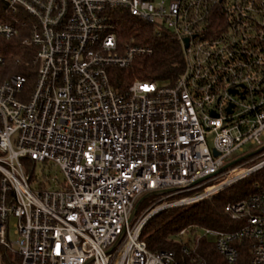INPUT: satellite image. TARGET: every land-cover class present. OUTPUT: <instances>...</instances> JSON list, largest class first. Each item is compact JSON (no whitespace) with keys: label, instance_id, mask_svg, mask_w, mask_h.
I'll list each match as a JSON object with an SVG mask.
<instances>
[{"label":"built area","instance_id":"2783aa9c","mask_svg":"<svg viewBox=\"0 0 264 264\" xmlns=\"http://www.w3.org/2000/svg\"><path fill=\"white\" fill-rule=\"evenodd\" d=\"M1 1L30 19L0 23V39L29 24L24 44L37 48L32 92L19 75L0 86V248L10 263L207 264L205 239L226 264H238L245 247L249 264H264L259 183L224 208L235 230L180 231L179 239L194 237L181 261L173 251L151 252L142 237L161 213L264 171V0ZM114 11L180 43L174 85L114 90L112 69L153 54L119 42ZM24 160L35 163L32 173ZM49 163L63 180L43 174L35 185L36 167Z\"/></svg>","mask_w":264,"mask_h":264},{"label":"trees","instance_id":"16d2710c","mask_svg":"<svg viewBox=\"0 0 264 264\" xmlns=\"http://www.w3.org/2000/svg\"><path fill=\"white\" fill-rule=\"evenodd\" d=\"M16 17L22 22L30 19L26 15L10 13L5 3L0 0V23H13ZM110 20L122 45L146 46L153 51L149 57L135 59L126 69L110 71V82L116 92H126L135 82L156 83L160 86H172L176 83L182 74L184 59L180 43L170 32L164 30L162 35L158 36L152 26L122 11L112 12ZM28 36L29 24L21 27L18 37L11 40L0 39V55L5 59V65L0 70V86L12 76L19 75L28 80V92L34 89L37 80V67L34 63L37 48L24 44ZM24 165L29 174L33 172L34 162L24 160ZM1 180L0 173V184ZM258 183L264 187V171L212 199L191 207L161 213L153 218L143 231L142 237L148 249L154 253L173 251L181 261V249L185 241L177 237L180 231L190 229V235H193L196 227L229 232L235 230L237 225L224 213V208L229 203L248 199L255 193L254 187ZM199 253L207 264H226L216 252L214 244L208 240L199 241ZM242 253L238 264H249L248 249L245 247ZM3 262L17 264L10 263V257L7 256Z\"/></svg>","mask_w":264,"mask_h":264},{"label":"rangeland","instance_id":"374dc122","mask_svg":"<svg viewBox=\"0 0 264 264\" xmlns=\"http://www.w3.org/2000/svg\"><path fill=\"white\" fill-rule=\"evenodd\" d=\"M14 140V139H13ZM254 149V147L252 146H247V150L248 151H252ZM48 175L52 178L58 179L59 181L63 180V175L60 171L59 168L55 167L52 164H38V166L36 167V180L34 181V184L37 185L38 182L42 179V175ZM152 199L145 201V203L142 205L140 211H142L150 202ZM14 222V221H12ZM194 238L192 236L186 237L184 238V243H189L190 240ZM213 240V239H211ZM11 257V254L9 252H6L5 249L0 248V264H4L3 259L4 257Z\"/></svg>","mask_w":264,"mask_h":264},{"label":"water","instance_id":"95a60500","mask_svg":"<svg viewBox=\"0 0 264 264\" xmlns=\"http://www.w3.org/2000/svg\"><path fill=\"white\" fill-rule=\"evenodd\" d=\"M186 43H187V41H186ZM216 156H218L217 154H215ZM146 198H144L137 206H136V208L134 209V212H133V214H132V217H131V220L136 216V214H137V212H138V210H139V208H140V206H141V204L144 202V200H145Z\"/></svg>","mask_w":264,"mask_h":264}]
</instances>
